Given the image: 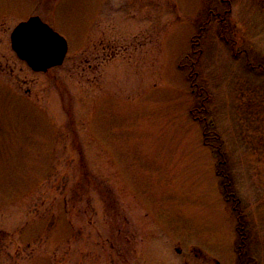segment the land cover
<instances>
[{
  "label": "rangeland",
  "instance_id": "1",
  "mask_svg": "<svg viewBox=\"0 0 264 264\" xmlns=\"http://www.w3.org/2000/svg\"><path fill=\"white\" fill-rule=\"evenodd\" d=\"M261 4L0 0V264H238L220 174L264 264V68L246 65L264 63ZM213 9L230 32L204 23ZM33 15L68 45L47 72L10 45ZM190 70L218 157L190 116Z\"/></svg>",
  "mask_w": 264,
  "mask_h": 264
},
{
  "label": "trees",
  "instance_id": "2",
  "mask_svg": "<svg viewBox=\"0 0 264 264\" xmlns=\"http://www.w3.org/2000/svg\"><path fill=\"white\" fill-rule=\"evenodd\" d=\"M230 2V0H228ZM261 8L264 11V4H261ZM225 8L229 6V3L224 4ZM225 10V9H224ZM222 12V10H211L212 13H208V18L206 20V23L211 19L212 16H219V24L221 31L226 33L230 32V28L227 24V12ZM204 25L199 27V31L197 35L194 36L192 46L193 50H195V47L200 42V38L203 34ZM229 39L231 40L232 37L225 38V42L229 43ZM234 44V43H233ZM246 65H248L251 68L254 69H260L264 68V63H258L257 65L250 62V60L246 59ZM195 74V73H194ZM188 81L190 83V87L193 90V93H195L194 96L198 99V106L195 109H191L190 116L193 120L199 122L202 125V136H203V144L205 146H208L212 149L214 154L218 157V155H222V146H223V139L221 137V134L216 130L215 123L212 119L211 113L208 110V104L210 102V94L208 90L202 86L197 85L195 75L192 74V71L188 72ZM196 88V89H195ZM195 89V90H194ZM195 91V92H194ZM221 158V156H220ZM224 161V160H223ZM221 179V190L224 200L227 203L233 204V211L235 213V219H236V226L235 231L237 234V241H236V258L238 264H252L250 262V258L252 259L251 255L248 252V244L250 242V234L247 230V225L244 221V216L240 212L238 206H239V200L234 198V191H233V182L232 180L228 179L227 175L220 174ZM237 202V203H236Z\"/></svg>",
  "mask_w": 264,
  "mask_h": 264
},
{
  "label": "water",
  "instance_id": "3",
  "mask_svg": "<svg viewBox=\"0 0 264 264\" xmlns=\"http://www.w3.org/2000/svg\"><path fill=\"white\" fill-rule=\"evenodd\" d=\"M10 42L17 57L36 72L61 65L68 50L66 40L38 16L20 22L10 33Z\"/></svg>",
  "mask_w": 264,
  "mask_h": 264
},
{
  "label": "flooded vegetation",
  "instance_id": "4",
  "mask_svg": "<svg viewBox=\"0 0 264 264\" xmlns=\"http://www.w3.org/2000/svg\"><path fill=\"white\" fill-rule=\"evenodd\" d=\"M226 3H230L228 0H219V4H222V5H224V4H226ZM225 12V11H224ZM226 12H228V11H226ZM209 13L211 14L212 13V11L210 10L209 11ZM213 14V13H212ZM214 15V14H213Z\"/></svg>",
  "mask_w": 264,
  "mask_h": 264
}]
</instances>
